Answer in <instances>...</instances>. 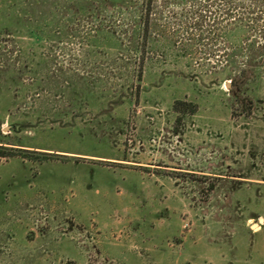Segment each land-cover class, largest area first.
Segmentation results:
<instances>
[{
	"label": "rangeland",
	"instance_id": "374dc122",
	"mask_svg": "<svg viewBox=\"0 0 264 264\" xmlns=\"http://www.w3.org/2000/svg\"><path fill=\"white\" fill-rule=\"evenodd\" d=\"M0 149V264H264V0H0Z\"/></svg>",
	"mask_w": 264,
	"mask_h": 264
},
{
	"label": "trees",
	"instance_id": "16d2710c",
	"mask_svg": "<svg viewBox=\"0 0 264 264\" xmlns=\"http://www.w3.org/2000/svg\"><path fill=\"white\" fill-rule=\"evenodd\" d=\"M148 17H149V9L144 10V15H143V31H142V36L145 37L147 34L148 30ZM188 107V109H184V107ZM172 109L173 111L178 115L175 119V125L176 127L179 126L180 124V114H192L196 111V105L192 103H183L181 101H174L172 104ZM1 150V149H0ZM0 157L1 158H13V157H19L20 159L27 160L30 162H42L46 161L49 158L47 156L43 157H30L29 155H21V154H5L4 152L0 151Z\"/></svg>",
	"mask_w": 264,
	"mask_h": 264
}]
</instances>
